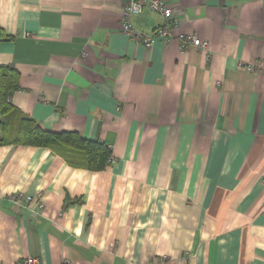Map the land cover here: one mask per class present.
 <instances>
[{"label": "crops", "instance_id": "crops-1", "mask_svg": "<svg viewBox=\"0 0 264 264\" xmlns=\"http://www.w3.org/2000/svg\"><path fill=\"white\" fill-rule=\"evenodd\" d=\"M169 2V39L145 47L117 0H0L12 103L113 157L92 171L0 146V264H264V0Z\"/></svg>", "mask_w": 264, "mask_h": 264}, {"label": "trees", "instance_id": "trees-1", "mask_svg": "<svg viewBox=\"0 0 264 264\" xmlns=\"http://www.w3.org/2000/svg\"><path fill=\"white\" fill-rule=\"evenodd\" d=\"M0 27V43L12 39ZM20 73L9 64H0V146L45 147L63 158L71 167L100 171L113 162L111 147L100 140L82 137L77 131H55L42 127L11 101L20 89Z\"/></svg>", "mask_w": 264, "mask_h": 264}, {"label": "built area", "instance_id": "built-area-1", "mask_svg": "<svg viewBox=\"0 0 264 264\" xmlns=\"http://www.w3.org/2000/svg\"><path fill=\"white\" fill-rule=\"evenodd\" d=\"M120 5V29L121 31L141 43L145 47L151 46L157 39L167 41L170 36V29L173 23V9L169 0H117ZM145 9L158 14L162 22L156 26L150 33H144L133 26L132 17L141 14ZM182 46H195L201 50L207 48V41L196 36H182L180 38ZM246 69H253L255 66L251 64L244 65ZM24 200L30 201L31 197L26 196ZM39 207L42 204L39 203ZM37 257L27 256L16 264H39Z\"/></svg>", "mask_w": 264, "mask_h": 264}]
</instances>
